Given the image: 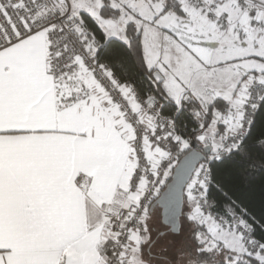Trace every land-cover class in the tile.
Listing matches in <instances>:
<instances>
[{"label":"snow or ice","instance_id":"obj_1","mask_svg":"<svg viewBox=\"0 0 264 264\" xmlns=\"http://www.w3.org/2000/svg\"><path fill=\"white\" fill-rule=\"evenodd\" d=\"M258 175L264 0H0V264H264Z\"/></svg>","mask_w":264,"mask_h":264},{"label":"trees","instance_id":"obj_2","mask_svg":"<svg viewBox=\"0 0 264 264\" xmlns=\"http://www.w3.org/2000/svg\"><path fill=\"white\" fill-rule=\"evenodd\" d=\"M262 185H264V175H258L250 184L242 183L241 184V195L243 196H255L259 198V195L262 190Z\"/></svg>","mask_w":264,"mask_h":264}]
</instances>
